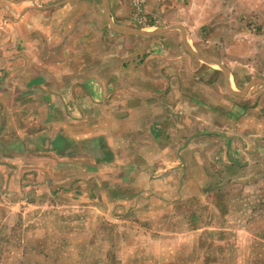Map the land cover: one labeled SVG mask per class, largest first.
<instances>
[{
    "label": "crops",
    "instance_id": "obj_1",
    "mask_svg": "<svg viewBox=\"0 0 264 264\" xmlns=\"http://www.w3.org/2000/svg\"><path fill=\"white\" fill-rule=\"evenodd\" d=\"M65 1L0 0V169L11 180L71 193L100 167H150L149 183L165 179L177 196L208 179V164L264 162V83L252 82L264 72L242 82L223 53L192 46L185 22L211 61L181 29L136 28L125 7L114 24L141 33L112 34L106 16L108 44L71 43L88 0ZM208 150L220 155L209 162Z\"/></svg>",
    "mask_w": 264,
    "mask_h": 264
},
{
    "label": "rangeland",
    "instance_id": "obj_2",
    "mask_svg": "<svg viewBox=\"0 0 264 264\" xmlns=\"http://www.w3.org/2000/svg\"><path fill=\"white\" fill-rule=\"evenodd\" d=\"M107 2L113 19L127 8L136 28L185 22L192 46L223 53L242 82L264 72V0ZM86 6L88 25L71 43L108 44L104 0ZM205 153L212 162L219 152ZM207 167L208 179L177 196L165 179L149 183L150 167H100L79 189L56 194L25 190V179L0 169V264H264L263 160ZM135 184H143L136 196Z\"/></svg>",
    "mask_w": 264,
    "mask_h": 264
},
{
    "label": "water",
    "instance_id": "obj_3",
    "mask_svg": "<svg viewBox=\"0 0 264 264\" xmlns=\"http://www.w3.org/2000/svg\"><path fill=\"white\" fill-rule=\"evenodd\" d=\"M104 5H105V7H106V14H107V17L109 18V20H110V22H111V25H112V27H113V29L115 30V31H122V30H124L123 32H128V33H135V34H137V33H141V32H139V31H135V30H131V29H124V28H121L120 26H118V25H116V24H114V22H113V20H112V18H111V16H110V12H109V5H108V2H107V0H104ZM174 29V28H178V29H181L184 33H185V36H184V39H185V42L187 43V45H188V47L190 48V50L195 54V55H197L199 58H201L202 60H205V61H211V59H209V58H205V57H201L193 48H192V46H189V44H188V38L186 37V35H187V33H186V31H185V29H184V27L182 26V25H174V26H171L170 27V29ZM122 29V30H121ZM253 83H264V78H256L255 80H253L252 81Z\"/></svg>",
    "mask_w": 264,
    "mask_h": 264
}]
</instances>
